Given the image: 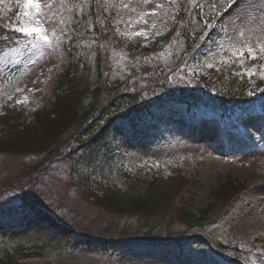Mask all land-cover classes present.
<instances>
[{"label":"rangeland","instance_id":"rangeland-1","mask_svg":"<svg viewBox=\"0 0 264 264\" xmlns=\"http://www.w3.org/2000/svg\"><path fill=\"white\" fill-rule=\"evenodd\" d=\"M99 1L107 3L104 15L127 38L126 45L119 47L123 40L115 46V38L106 34L107 44H110L107 60L114 63L106 79L108 84L117 82L118 86L114 88L120 91L131 87L139 93L148 84L143 79L148 74L141 72L138 75L133 72L134 66L145 64L146 69L152 70L174 65L172 63L181 53L179 42L166 45L150 56L138 55L131 49L137 39L153 40L165 34L181 3L193 12V30L205 28L207 19L213 16H219L224 25L220 46L201 59L202 64L212 66L227 61L228 65L232 63L236 67L239 76L264 81V0H236L231 5L227 0ZM37 2L41 6L38 15L36 9L28 6L27 0H0L2 4H11L10 9L18 8L17 29L40 27L48 36L45 41L33 34L29 37L30 45L8 48L0 58V72L5 75L0 80V110L6 100L14 99L26 121L32 118L33 111L47 108L53 101L54 84L67 62L64 44L74 35L75 19L88 11V5L82 4L81 0L80 3L73 0ZM97 16L104 18L100 13ZM104 21L101 20V24ZM84 47L82 52L89 72L85 68L82 72L89 78L94 74L92 66L96 51L90 44H84ZM254 58L256 61L252 64L250 60ZM7 64L17 66L18 72H9ZM181 69L182 66L175 70L173 79L182 80ZM255 98L259 97L254 95ZM235 114L238 123L234 128L230 119H221L216 109L207 104H200L194 114L187 113L184 106L179 105L169 108L164 115L166 130L161 143L131 140L122 135L116 144L114 162L129 172L143 167L144 170L159 169L168 178H173L177 170L183 175H194V182L189 178V183L194 184H188L187 192L185 190L180 197L182 205L179 209L189 208L190 212L200 215V211L208 207L209 215L206 221L192 224L193 220H190L187 226L177 222L174 213L171 214L172 222L167 232L200 234L194 237L193 244L185 245L189 252L182 257L167 254L158 247L89 251L78 246L76 239L66 241L61 233L53 231L59 216L75 226L78 234L108 236L143 232L150 228V217L118 214L99 206L89 198L86 187L94 176L95 180L99 179L98 172L86 173L88 182L82 181L85 174L75 180L69 168L72 159L68 160L67 155H62L44 174L29 176L25 174L32 171L31 165L27 164L29 157L21 158L1 150L0 206L19 201L24 189L36 192L43 200L42 205L28 215L23 226L0 233V257L13 254L23 264H228V259L234 260L231 264H264V98L256 104L245 105ZM221 124L225 126L222 128ZM116 180L117 188H126L122 177L118 175ZM224 181L237 182L239 190H244L243 196L228 202L224 193L214 201L213 189ZM182 184L175 182L172 189ZM45 205L51 212L45 210ZM164 231L160 227L152 233Z\"/></svg>","mask_w":264,"mask_h":264},{"label":"trees","instance_id":"trees-1","mask_svg":"<svg viewBox=\"0 0 264 264\" xmlns=\"http://www.w3.org/2000/svg\"><path fill=\"white\" fill-rule=\"evenodd\" d=\"M73 1L80 3V0ZM81 3L88 5V11L75 19L74 35L64 44L67 62L54 84L53 101L47 108L33 111L32 118L26 121L14 99L7 100L0 112V150L21 158L29 157L30 162L27 164L31 165L32 171L25 172L29 176L34 173L44 174L62 155H67L68 160L72 159L69 168L75 180L85 174L82 181L88 182L89 175L86 173L98 172L99 179L94 178L86 187L89 189V198L94 199L99 206L118 214L150 217V228L143 232L108 236L98 233L78 234L75 226L59 216L53 231L61 233L66 241L76 239L78 246L101 252L158 247L167 254L181 257L186 252L183 250L184 245H190L198 235L194 232L186 235L185 231L180 234L167 232L172 222L171 214L174 213L177 222L187 226L190 220H193L192 224L201 223L209 215L208 207L201 210L200 215L190 212L189 208L179 209L181 206L177 201L182 196L181 189L185 183L194 184V175H183L177 170L173 178H168L161 170H138L134 173L122 171L117 169L112 158L117 150L116 144L122 135L131 140H162L166 130L164 115L169 108L184 105L186 112L193 113L196 105L201 102L220 108L241 105L250 100L258 91L257 88L264 95L261 89L264 82L256 80L253 82L255 87H252L253 83L249 79L235 73L232 63H224L216 70L209 69L211 76L197 74V81L190 82L185 74L186 64L199 60L214 48L222 35V28H205L206 33L202 27L193 30V12H189V7L181 3L177 5L176 14L165 34L153 41L136 40L131 49L133 53L138 52V55L150 56L166 45L179 42L181 53L172 63L173 67L163 71L158 67L146 69L145 64L134 66L136 69L133 72L138 75L141 72L148 74L146 79L143 77L145 84H148L139 93L131 87L124 91L110 87L106 73L114 68V63L107 60L110 44H107L106 34L115 38V46L121 39L115 35L108 16L103 13L107 3H100L99 0H81ZM97 11L106 17L103 18L105 21L98 18ZM4 20L0 12V58L7 53L8 48L30 45L29 38L10 30ZM101 20L105 24H101ZM84 44H90L96 51L92 66L94 74L89 78L82 72L84 68L88 71L82 52L85 50ZM7 65L11 71H15L14 65ZM181 66L183 73L178 76L182 80L173 79V73ZM1 76L0 80L3 79ZM118 175L123 178L122 184L126 186L123 190L117 188ZM189 178L193 182L189 183ZM175 182L183 184L172 189ZM224 193L229 198L228 202H231L243 196L244 190H239L237 182L224 181L213 189L214 201L224 196ZM41 200L36 192L24 189V195L19 201L1 205L0 233L23 226L28 215L42 205ZM44 207L51 212L47 205ZM175 209H178L177 213ZM160 227L164 228V233H152ZM12 255L0 257V264H23Z\"/></svg>","mask_w":264,"mask_h":264},{"label":"snow or ice","instance_id":"snow-or-ice-1","mask_svg":"<svg viewBox=\"0 0 264 264\" xmlns=\"http://www.w3.org/2000/svg\"><path fill=\"white\" fill-rule=\"evenodd\" d=\"M227 2L231 5V4H234L236 2V0H227ZM27 3H28V6L29 7L36 9V14L38 15L41 6L37 2V0H27ZM217 15H219V13H217ZM36 23L39 24L40 21L37 20ZM17 31L24 32L26 35H29V36L35 34L40 39H43L45 41L48 40V36L46 34H44V31L45 30L43 28H40V27H30V26H28V27H21V28H18ZM138 35H139V33H138ZM248 51L251 54L252 49L249 48Z\"/></svg>","mask_w":264,"mask_h":264}]
</instances>
